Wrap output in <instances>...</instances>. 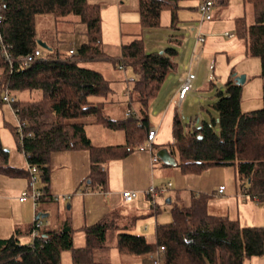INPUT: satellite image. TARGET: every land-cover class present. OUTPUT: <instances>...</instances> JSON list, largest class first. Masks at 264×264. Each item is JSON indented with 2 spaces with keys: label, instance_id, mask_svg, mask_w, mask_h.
<instances>
[{
  "label": "trees",
  "instance_id": "trees-1",
  "mask_svg": "<svg viewBox=\"0 0 264 264\" xmlns=\"http://www.w3.org/2000/svg\"><path fill=\"white\" fill-rule=\"evenodd\" d=\"M184 0H136L138 23L143 28L159 27L161 12L170 11L169 27L176 28L177 11ZM230 0H216L226 5ZM252 5L254 22L244 16L234 19V37L244 43L245 55L258 57L260 76L264 77V0H242ZM198 7V5H197ZM74 22L83 26L82 41L73 53H64L42 35L36 18L48 16L55 22ZM0 104L8 90L40 89V99H11V107L26 123L19 149L27 166H35L42 183L41 198L48 200L50 157L68 149H85L90 159L86 187L92 191L106 188L107 174L103 163L124 159L146 136L149 123L147 108L158 94L168 74L177 68L175 47L145 51L143 41L134 38L122 43L117 56L102 48L100 8L88 0H0ZM41 39L48 47L38 45ZM49 40V41H48ZM6 47L10 62L3 55ZM40 50L35 56L34 50ZM32 58L26 64L21 58ZM109 60L131 66L134 77L131 93L140 103L137 110L129 108L123 119L109 117L103 101L108 80L85 62ZM119 65V66H120ZM228 77L214 93L209 106L216 111L208 120L195 117L185 130L177 112L173 114L172 141L168 152L176 159L175 166L184 174H199L207 168L230 166L234 180L245 195L264 198V85L262 106L241 110L242 85ZM214 85L209 82V87ZM100 124L109 129H121L122 144L94 145L85 126ZM15 135L14 126L11 127ZM0 173L8 176H29L25 169L8 164V151L0 142ZM208 194L191 192L187 203L170 202L171 219L157 224L153 242L143 235L127 232L116 234L115 246L122 254L156 255L158 264H243L246 258L264 255V225L242 226L236 219L214 215L207 211ZM108 224L97 221L82 227L84 243L74 247L72 228L68 220L58 229H42L26 243L20 242L17 232L0 238V264H61V252L70 250L73 264L92 262V254L104 246ZM31 228V227H30ZM162 248V249H161Z\"/></svg>",
  "mask_w": 264,
  "mask_h": 264
},
{
  "label": "rangeland",
  "instance_id": "rangeland-1",
  "mask_svg": "<svg viewBox=\"0 0 264 264\" xmlns=\"http://www.w3.org/2000/svg\"><path fill=\"white\" fill-rule=\"evenodd\" d=\"M88 1L99 5L102 25L101 45L107 54L117 56L121 44L134 38L142 39L143 47L147 52L161 51L166 47L178 49V53L174 57L177 68L168 74L158 94L150 101L146 110L148 123L157 129L156 140L151 148L158 160L151 164L152 166L150 165L149 144L143 140L141 145L146 149L141 151L138 146H135L131 154L132 158H139L136 163L133 160L115 159L108 161L109 163H103L102 166L106 167L108 164L109 171V167L114 162L120 166L125 165L123 179L126 181L130 178L133 179L137 187L145 186L147 189L151 184L159 188L165 187V191L156 196V202L160 208H166L163 212L165 221L171 219L170 207L169 204H166L165 199L169 196L173 198L175 191L179 190L182 195H185L184 199L191 193V190L205 194L214 191L213 195L218 198L221 195L215 191H217L218 185L222 184L225 187L222 195L226 196L227 193H232L237 199V204L241 205V224L247 226L264 225V198L255 200L243 194V190L240 194L237 193L236 197L234 190L232 192L234 184L232 167L216 166L207 168L199 174H184L175 166L176 159L169 152H165L164 156L158 154L163 148L167 150L168 144L173 140L171 122L175 112L178 113L185 130L192 128V120L195 117L208 120L210 117L216 116V111L209 104L215 99L216 89L218 87L223 88L224 83L232 74L237 76L243 74L246 77L241 84V110L248 111L262 106L264 77L259 74L260 62L258 57L245 55L243 41L225 35V32L231 34L234 32V19L244 16L243 13H245L244 17L248 24L254 22L252 5L245 3L244 8L242 0H230L226 5L216 4L211 11L212 18L201 20L198 10L182 8L187 4L195 5L196 0H184L180 3L182 7L180 6L177 11L176 28L169 27L170 11L164 10L161 12V25L159 27L143 29L138 23V14L133 9L136 6V0H118L121 2L120 6H117L116 0ZM41 18V21L38 17L36 18L39 37L44 38V40L47 38L42 35L49 37V40H52V43L61 52L68 53L69 49L75 50L85 40V35L82 33L83 26L73 21L76 16H68V23L55 22L48 16ZM198 28L204 36V41L196 44L195 37ZM120 64L118 61L112 63L109 60H94L84 63L85 66L99 70L108 80L110 89L107 96L95 97L94 99L108 102L105 104L104 111L113 119H123V112L127 107L135 111L140 106L135 93L130 94L131 79L134 77L133 69L131 66H124V69H120ZM187 71L193 73L195 78L191 81V88L186 97L179 102L176 92L178 79L179 76H185ZM210 81L214 83L211 87H209ZM5 93L9 99L13 100L40 99L42 96L40 89L8 90L3 92V94ZM110 103H112L111 106ZM16 122L17 117L12 111L11 101L0 104V142L10 153V160L18 165L20 161L23 164L24 160L17 144V135H14L11 130ZM86 132L94 145L122 144L125 142L124 132L121 129H109L100 124H91L87 125ZM167 153L172 157L168 161L169 164L164 162ZM90 162L88 151L85 149H68L52 153L49 163L51 197L48 200H38L36 205L37 212L43 209L42 212L47 213V216L41 217L43 225L40 231L42 229H58L62 226L63 221L68 220L72 228L71 235L74 247L83 245L82 227L99 219L97 215L100 216L98 212H101L100 209L105 200L103 194H99L97 200L90 202L92 193L88 192L87 189L90 188L86 187L89 180L87 175ZM127 174L130 176L127 177ZM0 176H2V180H5L3 181L4 185L0 186V195L3 196L2 198L5 197L9 203L14 197L15 201L17 200L16 185L19 180L24 181L25 187L28 184L24 190L30 192L29 176L23 174L17 176H5L3 174ZM168 182H170V186H167ZM41 185L39 176L36 174L35 187L39 189ZM63 194L69 195L70 198L67 200L54 199L56 195ZM147 199L151 205L149 197ZM27 200L31 202L30 199ZM100 200L102 201L101 205L99 204ZM67 204L70 205L69 208H67ZM13 209L15 208L13 207ZM33 210L35 209L33 208ZM10 213L12 214V212ZM159 214H161V210L157 212V215ZM150 219L154 222V216L150 215L139 217L135 223L137 226H142L143 223H150ZM20 223L24 224L23 218L20 219ZM108 225L104 246H110V248L105 251H101V248L95 250L92 254L95 264H117L116 248L111 249L112 241L115 238V227L110 223ZM141 229L142 231L138 232L135 230L123 232L140 233L145 235L147 241H152V237L148 236L146 230L142 227ZM17 235L19 241L23 243L30 238L21 231ZM61 264H73L70 250L61 252Z\"/></svg>",
  "mask_w": 264,
  "mask_h": 264
},
{
  "label": "crops",
  "instance_id": "crops-1",
  "mask_svg": "<svg viewBox=\"0 0 264 264\" xmlns=\"http://www.w3.org/2000/svg\"><path fill=\"white\" fill-rule=\"evenodd\" d=\"M199 1L200 0H196L195 5L187 4L184 7H182V5H181V7L197 10V5H198ZM116 4H117V6H120L121 2L116 0ZM243 7L245 8L244 2H243ZM133 9L135 10V6ZM243 14L245 16V13H243ZM101 30H102V25H101ZM197 31H200L199 28L197 29ZM132 34H134V33H132ZM232 36L234 37V35H232ZM195 43L198 44L196 42V40H195ZM183 77L184 76H179L178 88L176 89V92L178 91V89L180 87V84L182 82ZM194 78H195V76H194ZM263 85H264V83H263ZM185 97H186V95H185ZM103 102H104L103 106L105 107V104H107L108 102H106V101H103ZM109 105L111 106L112 103H110ZM128 109H129V107H127L125 109V111L123 112L124 113L123 117L126 116V111ZM88 125H91V124H88ZM149 125L155 127L152 124H149ZM11 126H12V124H11ZM86 127H87V125L85 126V130H86ZM86 134H87V132H86ZM156 135H157V132H156ZM155 138H156V136H155ZM155 140L156 139H154V141ZM90 141H91V139H90ZM153 144H154V142H153ZM131 154H132V152L126 158L121 159V160H127V161L133 160V162L136 163L137 159L139 160V158H134V157L132 158ZM22 155H23V153H22ZM168 155L170 156L169 153H168ZM10 157H11L10 153L8 152V164L10 166L23 168V169L26 168L25 167L26 166V159H25L24 155H23V160H24L23 164L20 161V162H18V163H20L18 165L15 164L14 161L10 160ZM149 158H150V156H149ZM114 163H116V162H114ZM114 163L111 164V166L109 167V171H108V166H107L108 164L106 165V167H103L106 174H107V183H106V188L104 189L105 191L102 190V191L94 192L90 189H87L88 192L92 193V196L90 198V202L97 200V195H99V194H103V198H105V200L103 201L102 208L100 209L101 212H98L100 214V216L97 215L99 219L95 220L94 222L105 221V222H107V224L108 223L112 224V226L115 227V231H114L115 233L113 232L115 234V236L118 232H122V231H127V232H133L134 230L136 232H138L140 230L142 231V229H141V227H142L143 229L146 230L145 232L148 233V236L152 237V241H147V240L146 241L147 242H153L154 238H155V227H156V225L165 222L163 212H164V209H166V208L161 207L162 208L161 209L158 204H157V208H152V206L149 205V203L147 202L148 196L144 193L146 187L145 186H142V187L138 186L137 187L136 183L131 178H130V180H127V181L125 179H123V177H124L123 168L125 165L120 166V164H118V163L114 164ZM150 165H151V162H150ZM108 172H109V175H108ZM0 175H3V174H0ZM129 176L127 174V177H129ZM1 177L2 176H0V186L2 187V185H4L3 181H5V180H2ZM27 186H28V184L26 185V187ZM220 186L223 187L222 184H219L218 188ZM26 187H25L24 181L19 180L18 184L16 185V192L18 193L17 200L15 201V197H14L13 199L10 200V203L8 202V200L5 197L2 198L3 196L0 195V238L9 237L11 234H13L15 232H17V234H18V232H20V231L24 232L25 234H27L28 237H30L29 232H30L31 223L33 221L34 212H35L32 208V203H31L32 201L30 202L29 200H27L29 198H27L26 200H23V201H19V199H18V196L20 195V193L24 189H26ZM218 188L216 190H218ZM125 189L136 190L138 192V194L131 201H125L121 196V191L125 190ZM233 190H234L235 196L237 195V193L240 194L241 190H243L241 187L238 186V184L235 182V180H234L232 192H233ZM224 191H225V187H223V190L220 193L218 191H215L216 193L221 195V196H218V198H215V195H213L214 191L206 193V194H208V198H207L208 210L207 211L210 214L224 215V216H227L231 219H236L240 223V220L242 217V215L240 213L241 205L237 204V199L234 198L232 193H227L226 196L222 195L224 193ZM191 192L199 193L200 191L191 190ZM49 193H50V189H49ZM0 194H1V190H0ZM173 194H174L173 198L171 196L167 197L170 199L169 202H166V199H165V202H166V204H169V207H170V202H176V201L179 202L180 201L181 203H187L191 199V193L185 199H184L185 195H182V193L179 190L175 191ZM243 194H244V191H243ZM42 200H45V199H42ZM259 200H261V199H259ZM99 202H100L99 204L101 205L102 201L100 200ZM147 203H148V205L146 206ZM13 207L15 209H13ZM17 207H18V209H17ZM69 207H70V205L67 204V208H69ZM41 210L44 211L43 209H41ZM160 210H161V214L157 215V212H159ZM42 211H39L38 213H40L43 216H47V213L46 212L43 213ZM10 212H12V214ZM150 215L154 216V222L152 219H150L151 224L150 223H143L142 226H139V225L137 226V224L135 222L139 217H145V216H150ZM43 216H41V217H43ZM21 218L24 219L23 225L20 223ZM94 222H92V223H94ZM92 223H89V224H92ZM240 225L247 226V225H243L241 223H240ZM129 226H130V228H129ZM131 230H133V231H131ZM138 235H143V234L139 233ZM143 236L145 237V235H143ZM29 240H30V238L28 239V241ZM115 240H116V237L112 241L113 245H111L112 246L111 249L116 248ZM108 248H110V246L106 247L105 249H100V250L105 251ZM111 249H110V251H111ZM116 251H117V264H154L153 258L155 257V255L122 254L117 250V248H116ZM113 253H115V251H113ZM92 260H93L92 262L81 263V264H95L94 263L95 260L93 258H92ZM243 264H264V255L246 258L244 260Z\"/></svg>",
  "mask_w": 264,
  "mask_h": 264
},
{
  "label": "built area",
  "instance_id": "built-area-1",
  "mask_svg": "<svg viewBox=\"0 0 264 264\" xmlns=\"http://www.w3.org/2000/svg\"><path fill=\"white\" fill-rule=\"evenodd\" d=\"M215 5H216V0H200L199 1L197 10L200 13L201 20H210L212 18L211 11ZM225 35L230 37L233 34L225 32ZM195 40L197 43L204 41V36L200 33V31L197 32ZM69 53L72 54L73 49H70ZM3 55H4L5 59L8 62H10V55H9L6 47H3ZM34 55L35 56L40 55V50L38 48L34 50ZM31 58H32V55L28 54V55L22 57L21 60H22V62H24L26 64L27 62H29L31 60ZM123 67H124L123 65L119 66L120 69H124ZM192 79H194V74L191 73L190 71H187L186 75L182 78V82H181L180 87L177 91V97H178L179 101L182 100L185 97V95L187 94V92L190 90ZM2 99L4 102L11 101V99H9L7 93H5L2 96ZM12 111L16 115L15 110L12 109ZM16 117H17V122L14 125V130H15V133H16L17 139H18L17 142L19 144H22L24 136L29 135V133H26V131H25L26 123L23 120L19 119L17 115H16ZM156 132H157V129L155 127L149 126V128L147 129V132H146V136L143 139V140L147 141L149 144V152L151 154L150 155L151 164H153L154 162H156L158 160V157L152 152V148H151V146L153 145L155 136H156ZM141 142L142 141H140L137 146H138L139 150L143 151L146 148L143 145H141ZM27 169L29 172L31 189H30V192L28 190L22 191L20 196L18 197V199H19V201H23V200H26L27 198H29L32 201L33 208L35 209L33 221H32L30 232H29L30 240L32 241V239H34L38 235L40 228L43 225L41 217L36 218V214L38 213L36 211V204H37V201L41 198V191L35 187L37 168L35 166L31 165V166H27ZM170 185H171L170 182H168L167 186H170ZM222 190H223V187L220 186L217 191L220 193V192H222ZM164 191H165V187L158 188V187H155L153 184H151L150 186L147 187V189L145 190V193L151 201L152 208H157L156 196L160 193H163ZM121 196L125 201H131L132 199H134L137 196V191L125 189V190L121 191ZM250 197L255 199V200H259V198L257 196H250ZM69 198H70V196L66 195V194H63L60 196L56 195L54 197L55 200H58V199L67 200ZM153 263L158 264V258L156 255L153 258Z\"/></svg>",
  "mask_w": 264,
  "mask_h": 264
},
{
  "label": "water",
  "instance_id": "water-1",
  "mask_svg": "<svg viewBox=\"0 0 264 264\" xmlns=\"http://www.w3.org/2000/svg\"><path fill=\"white\" fill-rule=\"evenodd\" d=\"M37 43H38V45L39 46H41V47H43V48H47L48 47V45L44 42V41H42L41 39H38L37 40ZM234 77H233V79H234V81L236 82V83H238V84H242L244 81H245V75H233ZM165 152H168L166 149H161L159 152H158V154H159V156H164V154H165ZM170 158H172V157H170L169 155H168V153H167V156L165 157V163L166 164H169V159ZM170 201V199L169 198H166V202H169ZM41 216H43V215H41L40 213H37L36 214V218L37 217H41Z\"/></svg>",
  "mask_w": 264,
  "mask_h": 264
}]
</instances>
